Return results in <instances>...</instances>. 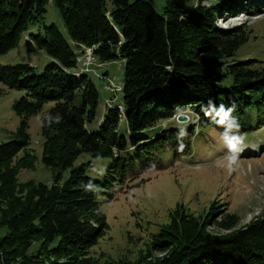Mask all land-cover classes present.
Listing matches in <instances>:
<instances>
[{"label": "trees", "instance_id": "obj_1", "mask_svg": "<svg viewBox=\"0 0 264 264\" xmlns=\"http://www.w3.org/2000/svg\"><path fill=\"white\" fill-rule=\"evenodd\" d=\"M202 2L165 0L158 11L150 0H0V55L38 25L27 48L50 58L40 73L28 63L0 64V80L25 92L13 103L17 130L0 142V264H98L88 254L106 227L100 186L123 181L130 159L175 143L185 154L195 127L244 122L250 107L264 115V61L234 59L246 30L216 24L223 12L257 14L264 7L254 0ZM49 3L64 30L44 22ZM83 46L101 62L123 61L122 110L107 107L97 119L99 90L77 69ZM186 109L196 122L159 126ZM40 112V160L55 170L51 184L18 180L19 169L34 161L28 119ZM84 152L111 158L104 183L74 165ZM238 221L215 203L201 217L176 206L151 242L163 253L153 264H264V217L236 228ZM214 226L225 232H211Z\"/></svg>", "mask_w": 264, "mask_h": 264}, {"label": "rangeland", "instance_id": "obj_2", "mask_svg": "<svg viewBox=\"0 0 264 264\" xmlns=\"http://www.w3.org/2000/svg\"><path fill=\"white\" fill-rule=\"evenodd\" d=\"M150 1L158 11L165 4V0ZM212 2L214 0L202 3L209 5ZM254 5L264 7V0H254ZM235 10L237 12H223L216 22L223 28L239 26L248 34L247 42L235 51L234 59L264 61V9L257 14ZM44 22H54L64 30L59 12L51 3L47 5ZM37 30L38 25H33L22 33L16 46L0 55V64L28 63L36 73L42 72L50 58L37 47L28 50L26 45L29 33ZM78 58V73H88L99 90L97 119L107 107L117 106L122 110L119 103L123 61L101 62L90 49L79 52ZM24 93V90L9 88L0 80V142L12 138L17 130L20 118L13 110V103ZM49 106L45 105L44 110ZM179 113L188 115L189 119L177 121ZM41 114L28 119L30 143L27 150L34 156V161L30 168L19 169L20 182L31 180L51 184L55 176V170L40 160ZM190 120L196 122L197 118L193 111L186 109L170 120L160 122L159 126L176 121L172 124L183 128ZM261 120H264V115L250 107L244 122H217L195 127L185 154H179L180 146L175 143L172 147L151 148L148 153L130 159L123 181L113 182V188L100 186L103 193L99 194V209L104 213L106 227L89 249L88 256L98 264H153L163 253L153 249L151 242L160 228L169 222L170 213L176 206L201 217L215 203L222 210L237 215L236 228L264 217V122L260 124ZM120 130L125 131L123 118ZM237 137L242 142L236 146L235 152H231L229 141L235 142L233 138ZM134 153L136 151L127 152L130 155ZM81 163L87 176L104 183L112 160L110 157L92 158L84 152L74 165ZM68 174L69 169L64 171L63 179ZM109 193H112L111 198H108ZM210 228L214 233L225 232L215 226ZM5 233L6 228H0V237ZM37 247L38 244L34 243L30 252H35Z\"/></svg>", "mask_w": 264, "mask_h": 264}, {"label": "clouds", "instance_id": "obj_3", "mask_svg": "<svg viewBox=\"0 0 264 264\" xmlns=\"http://www.w3.org/2000/svg\"><path fill=\"white\" fill-rule=\"evenodd\" d=\"M233 140H234L235 142H232V140H230V141H229V145H228V146H229V150H230L231 152H235V151H236V146L242 142V141H241V138H238V137H237V138H233ZM231 159L234 160L235 157L232 156Z\"/></svg>", "mask_w": 264, "mask_h": 264}, {"label": "water", "instance_id": "obj_4", "mask_svg": "<svg viewBox=\"0 0 264 264\" xmlns=\"http://www.w3.org/2000/svg\"><path fill=\"white\" fill-rule=\"evenodd\" d=\"M177 121H185L188 120V116L182 113L177 114Z\"/></svg>", "mask_w": 264, "mask_h": 264}, {"label": "built area", "instance_id": "obj_5", "mask_svg": "<svg viewBox=\"0 0 264 264\" xmlns=\"http://www.w3.org/2000/svg\"><path fill=\"white\" fill-rule=\"evenodd\" d=\"M84 49H90V50L92 51L93 47H88V48H86V47L83 46V50H84ZM77 61L79 62V58H78V57H77ZM78 67H79V63H78ZM78 67H77V69H78ZM80 69H81V67H80Z\"/></svg>", "mask_w": 264, "mask_h": 264}, {"label": "bare ground", "instance_id": "obj_6", "mask_svg": "<svg viewBox=\"0 0 264 264\" xmlns=\"http://www.w3.org/2000/svg\"><path fill=\"white\" fill-rule=\"evenodd\" d=\"M83 48V47H82ZM87 70V69H86ZM98 77V76H97Z\"/></svg>", "mask_w": 264, "mask_h": 264}, {"label": "crops", "instance_id": "obj_7", "mask_svg": "<svg viewBox=\"0 0 264 264\" xmlns=\"http://www.w3.org/2000/svg\"><path fill=\"white\" fill-rule=\"evenodd\" d=\"M104 111V110H103Z\"/></svg>", "mask_w": 264, "mask_h": 264}]
</instances>
